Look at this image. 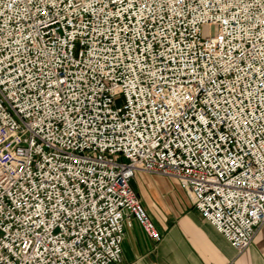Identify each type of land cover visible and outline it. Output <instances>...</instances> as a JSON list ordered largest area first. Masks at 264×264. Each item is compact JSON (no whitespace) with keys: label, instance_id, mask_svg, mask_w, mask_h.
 I'll return each instance as SVG.
<instances>
[{"label":"built area","instance_id":"1","mask_svg":"<svg viewBox=\"0 0 264 264\" xmlns=\"http://www.w3.org/2000/svg\"><path fill=\"white\" fill-rule=\"evenodd\" d=\"M136 172L251 244L264 0H0V264H120L132 221L158 242Z\"/></svg>","mask_w":264,"mask_h":264},{"label":"crops","instance_id":"2","mask_svg":"<svg viewBox=\"0 0 264 264\" xmlns=\"http://www.w3.org/2000/svg\"><path fill=\"white\" fill-rule=\"evenodd\" d=\"M136 172L130 185L160 233L149 239L132 221L124 229L120 264H264V223L251 244L236 251L206 222L187 194L170 178ZM177 187L182 193H163ZM149 191L151 193H137Z\"/></svg>","mask_w":264,"mask_h":264},{"label":"rangeland","instance_id":"3","mask_svg":"<svg viewBox=\"0 0 264 264\" xmlns=\"http://www.w3.org/2000/svg\"><path fill=\"white\" fill-rule=\"evenodd\" d=\"M122 103V97H118V104H121ZM153 180L155 181V182H157V183H162V181L163 180H160V179H158V177H155V178H153ZM137 193H151V192H149V191H143V189H142V191H139L138 189H137ZM163 193H182L177 187H175V186H173L172 185V188L170 189V190H168L167 192H163Z\"/></svg>","mask_w":264,"mask_h":264}]
</instances>
